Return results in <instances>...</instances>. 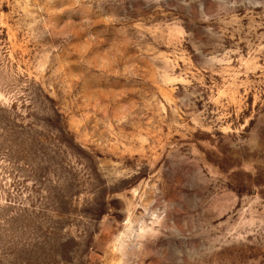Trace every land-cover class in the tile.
<instances>
[{"label":"rangeland","instance_id":"1","mask_svg":"<svg viewBox=\"0 0 264 264\" xmlns=\"http://www.w3.org/2000/svg\"><path fill=\"white\" fill-rule=\"evenodd\" d=\"M0 264H264V0H0Z\"/></svg>","mask_w":264,"mask_h":264}]
</instances>
